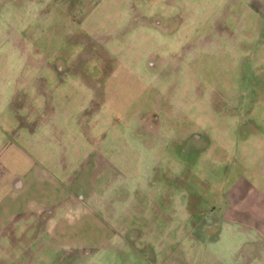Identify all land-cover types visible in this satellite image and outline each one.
Listing matches in <instances>:
<instances>
[{
  "label": "rangeland",
  "instance_id": "obj_1",
  "mask_svg": "<svg viewBox=\"0 0 264 264\" xmlns=\"http://www.w3.org/2000/svg\"><path fill=\"white\" fill-rule=\"evenodd\" d=\"M6 6L21 40L0 70L22 94L0 125V264H264V13ZM233 186L260 197L258 229L223 226Z\"/></svg>",
  "mask_w": 264,
  "mask_h": 264
},
{
  "label": "crops",
  "instance_id": "obj_2",
  "mask_svg": "<svg viewBox=\"0 0 264 264\" xmlns=\"http://www.w3.org/2000/svg\"><path fill=\"white\" fill-rule=\"evenodd\" d=\"M248 9L253 11L264 13V0H241ZM11 6L0 8V56L3 52H7L9 56H16L18 58V44L21 38L18 35V31L14 29V25L11 22V17L8 11ZM18 80L16 76L10 72H2L0 70V125L7 120L16 118L18 97L21 91L19 90ZM244 186H233L229 188L227 193L229 205H226V194L222 197L223 210H222V221L225 229H231L236 234L241 235L242 227L249 228L250 232L252 229H258V217L256 207L253 205L254 201L259 202L260 197H252L244 195ZM245 190V189H244ZM228 226V228H226ZM257 231V230H256ZM247 234H251V233ZM232 248L228 249L227 257L229 255L234 256L230 260V264H239L236 258V250L232 252ZM232 252V253H231ZM252 252V250H251ZM222 261L216 264H228L225 260L226 255L222 256ZM254 258V257H253ZM224 260V261H223ZM239 260H241L239 258Z\"/></svg>",
  "mask_w": 264,
  "mask_h": 264
}]
</instances>
